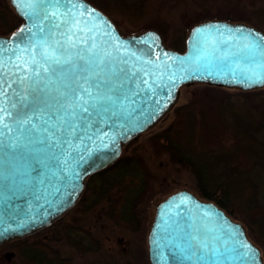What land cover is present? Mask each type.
<instances>
[{
  "label": "water",
  "instance_id": "obj_1",
  "mask_svg": "<svg viewBox=\"0 0 264 264\" xmlns=\"http://www.w3.org/2000/svg\"><path fill=\"white\" fill-rule=\"evenodd\" d=\"M9 3L22 23L12 33L0 35V84L8 104L31 99L28 82H21L24 72L16 65L40 60L41 51L58 52L74 17L90 20L102 35L107 33L103 46L125 61L118 67L126 71L120 77V101L116 106L106 104L99 117L93 116L94 127L87 130L91 139L71 134L62 148L34 146L43 149L36 156L46 159L39 175L32 170L33 155L0 149V244L49 227L75 207L88 178L115 163L127 144L170 114L179 105L185 86L203 84L244 92L264 89V56L253 58L245 48L251 39L264 38V31L252 24L223 19L198 23L188 32L185 49L178 51L155 29L123 35L113 18L89 0ZM236 29L253 36L246 39ZM17 110L9 109L13 114ZM13 119L14 115L9 117ZM12 135H19L15 127ZM49 152L58 159L48 158ZM190 234L195 235L192 243L197 255L201 248L205 252L215 249L220 264H246L247 257L241 259L237 253L246 252L241 245H248L257 254L255 264H264L260 247L242 222L187 189L173 192L156 206L147 240L150 263L193 264L196 256L189 261L181 251Z\"/></svg>",
  "mask_w": 264,
  "mask_h": 264
},
{
  "label": "trees",
  "instance_id": "obj_2",
  "mask_svg": "<svg viewBox=\"0 0 264 264\" xmlns=\"http://www.w3.org/2000/svg\"><path fill=\"white\" fill-rule=\"evenodd\" d=\"M89 1L112 17L123 35H131L140 31L122 29L123 23L139 28L153 12H161L168 0ZM169 1L177 4L187 2ZM208 18L246 21L264 30V7L251 9L246 16L221 13ZM21 23L22 19L17 16L9 0H0V35L12 33ZM185 30H178L171 39L164 37L165 43L170 48L183 51L186 46ZM259 92L264 91H239V94L247 97ZM230 100V96L226 98V103L221 100L217 110L219 118L230 128L235 139L229 148L223 145L216 149L198 147V104L195 101L177 106L173 111L174 120L150 135L148 143L156 158L167 156L178 172H185L191 177L192 191L196 195L214 201L234 219L239 217L249 237L261 248L264 256V234L258 230L259 224L251 216L249 197L244 192L229 188V183L235 179L225 174L222 169V159L225 157L220 156L227 150L238 153L241 148L239 145L246 141L257 144L251 135L264 127V98H261V105L255 104L256 114L253 110L232 104ZM138 138L125 146L115 163L88 178L85 192L75 207L52 225L24 238L0 244V264L115 262V254L112 256V250L106 246V242L111 239L109 235L113 233L126 235L143 247L139 259L126 258V263L121 264H151L147 240L152 207H156L173 192L181 190L182 183H162L157 186V178L144 155L129 151ZM232 170L236 172V169ZM159 195L163 198L156 201ZM69 217L73 221H68Z\"/></svg>",
  "mask_w": 264,
  "mask_h": 264
},
{
  "label": "snow or ice",
  "instance_id": "obj_3",
  "mask_svg": "<svg viewBox=\"0 0 264 264\" xmlns=\"http://www.w3.org/2000/svg\"><path fill=\"white\" fill-rule=\"evenodd\" d=\"M235 31L246 39L253 36L243 29ZM103 35L90 20L74 17L65 33L64 42L58 45V52L41 51L40 60L33 58L17 64L16 67L24 72L21 82L27 81L29 84L31 99L27 103L8 104L7 93L0 84V149L33 155L35 167L32 170L38 175L46 159L36 156L43 149L35 145L43 144L49 149L62 148L69 143L71 134H75L76 139L82 140L85 136L91 139L87 130L94 127L93 116L99 117L105 111L106 104L116 106L121 99L117 92L123 87L120 77L126 70L118 65L125 61L103 46ZM245 48L253 58L264 56V38L251 39ZM115 52L118 53L119 49ZM261 76L264 77V73ZM10 108L18 110L13 114ZM13 115L15 119L10 121L9 117ZM13 127L19 135H12ZM48 158L58 159L54 152H49ZM198 231V228L194 229V232ZM194 239L195 235L190 234L186 246L181 248L182 253L186 254L185 259L192 261L196 256V261L201 264H220L215 259V249L205 252L201 248L200 255H197L196 246L192 243ZM241 247L247 251L237 253L240 258L247 257L246 264H255V251L248 245ZM232 251L237 250L233 248Z\"/></svg>",
  "mask_w": 264,
  "mask_h": 264
},
{
  "label": "rangeland",
  "instance_id": "obj_4",
  "mask_svg": "<svg viewBox=\"0 0 264 264\" xmlns=\"http://www.w3.org/2000/svg\"><path fill=\"white\" fill-rule=\"evenodd\" d=\"M258 7H264V0H187V2L179 4L168 0L161 9V12H153L151 17L139 28H133L128 23H123L121 27L122 29H128L134 32L155 29L162 34L163 38L171 39L176 35L178 30L186 29L185 31L188 35L191 28L198 23L212 19H222L208 18L209 16L221 13L224 15L225 13H229V15L246 16L251 9ZM246 23L252 24L249 22ZM262 90L264 91V89ZM229 96L232 104L243 106L249 110H253L255 113V104L260 103L261 105V98H264V92L251 94L246 97L240 95L239 90L212 87L203 84L185 86L182 89L179 105L190 101H195L198 104L199 125L197 144L200 149H216L221 145L229 148L235 142L230 128L221 121L217 112L220 101L224 100L226 103V98ZM173 111L155 128L141 135L130 146L129 151L144 155L157 178V186L162 183L170 184L180 182L182 183V189L192 191L191 177L185 172H178L169 163L167 156L156 158L148 143L150 135L167 127L174 120ZM251 137L256 139L257 144L246 141L239 145L241 148L238 153L227 150L223 151L220 156L224 155L225 157L224 160L222 159V169L225 174L227 176L232 175V180L235 179L234 182L229 183V188L231 187L240 192H244V195L249 197L248 206L251 216L257 220L259 224L258 230L264 234V127L260 132H252ZM232 169H236V172H233ZM162 198L159 195L156 201ZM155 209L156 207H152L151 219L154 217ZM236 220L241 222L239 217H236ZM68 221H73L72 217H69ZM109 236L111 239L106 242V246L108 250H112V256L115 254V258L113 257L115 262L110 261L111 263L107 262L106 264L126 263L124 259L130 257L139 259L142 255L143 247L138 245V243L135 244V241L131 240L128 236L115 235L114 233Z\"/></svg>",
  "mask_w": 264,
  "mask_h": 264
},
{
  "label": "flooded vegetation",
  "instance_id": "obj_5",
  "mask_svg": "<svg viewBox=\"0 0 264 264\" xmlns=\"http://www.w3.org/2000/svg\"><path fill=\"white\" fill-rule=\"evenodd\" d=\"M263 258H264V256H263Z\"/></svg>",
  "mask_w": 264,
  "mask_h": 264
}]
</instances>
